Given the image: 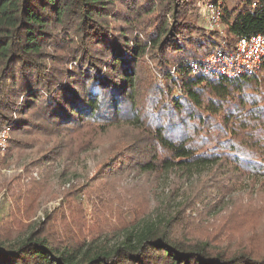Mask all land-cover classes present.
<instances>
[{
    "label": "trees",
    "instance_id": "obj_1",
    "mask_svg": "<svg viewBox=\"0 0 264 264\" xmlns=\"http://www.w3.org/2000/svg\"><path fill=\"white\" fill-rule=\"evenodd\" d=\"M198 1L0 0V129L11 128L8 150L33 129L105 131L124 122L133 136L92 181L64 192L81 201L107 181L92 201L123 217L114 232L109 224L90 236L89 222L63 212L59 230L55 211L23 222L19 215H34L45 184L0 172V192L9 187L15 204L8 214L0 209V264H264V194L214 219L187 211L212 204L231 168L264 177V61L238 78L192 66L241 36L264 34V0H210L221 2L225 30L199 22ZM105 165L113 169L105 173ZM66 169L78 173L70 162ZM116 170L182 173L185 198L171 205L156 194L150 207L139 189L112 180ZM117 189L120 199L104 197ZM115 234L122 240L111 244Z\"/></svg>",
    "mask_w": 264,
    "mask_h": 264
},
{
    "label": "rangeland",
    "instance_id": "obj_2",
    "mask_svg": "<svg viewBox=\"0 0 264 264\" xmlns=\"http://www.w3.org/2000/svg\"><path fill=\"white\" fill-rule=\"evenodd\" d=\"M208 1L210 0H199L197 2V7L199 6L198 13L200 14L199 22L203 26L207 25L202 9ZM218 28L225 30L222 25H219ZM226 36L227 34L224 31L218 33L216 38L219 43H222L226 41ZM98 129L89 125H84L80 129L62 130L58 133L52 130L33 129L19 134L22 143L18 147L11 148L10 151L7 149L5 153L0 154V172L20 174L23 184L33 180L40 182L39 184H45L42 190L43 196L39 198L40 202H36L32 206L34 215L30 218L25 215H19L23 222H39L44 219L46 213L55 211L56 224L59 230L62 229L60 227L62 223L60 212H63L67 220L70 221H74V219L79 217L84 218L91 224V229H93L88 231L90 236L97 234V230L100 227L108 228L109 224H113L109 227L111 232L123 227V217L119 218L118 213L111 215L115 209L114 206L102 205L101 207L93 208L92 199L105 188L107 185L105 182L107 181L97 182L90 186L89 190L84 193L86 195L84 200L74 201L75 199L64 196V192L71 189V187H79L81 189L89 181H92L102 163L109 161L110 155L117 149L133 144L130 128L124 122L110 125L105 131H99ZM134 135H138V131H135ZM56 146L60 149H54ZM46 154L51 156L47 158ZM69 162L73 168L78 169V173L66 169ZM105 166V173L113 169L108 165ZM116 172L117 176L113 177L112 180L114 179L120 187H123L128 182L126 187L131 190L139 189L140 197L149 200L148 206L150 207L156 205L153 200L156 194H159V198L164 203L171 205H176L177 202L185 198L182 195L184 190L182 185L184 182L186 183V178L181 179L179 177L182 173H173L172 176L167 178V175L163 174H138L134 171L130 173L127 171L123 174L119 170H116ZM176 174L178 177L175 176ZM197 178L201 177L197 175L193 180ZM226 178L228 180H221L226 184L222 191L223 193H213L217 196L219 195V199L215 196L212 204L210 202L198 203L195 210L190 208L187 210L188 213L204 210L205 212L208 211L207 218L214 219L217 214L219 217L223 214L227 215L233 208H236L235 204H242L241 202H247L248 200L250 203L256 204L264 197L262 196L260 199L254 198L259 194H264V177L246 176L245 174H240L237 169L231 168ZM11 192L9 187L0 192V209L4 208L7 214L10 209L15 208L13 203L14 196ZM171 192H173L172 195H170ZM105 193L104 197L112 193L113 196L120 199L123 191L117 189L111 192L105 191ZM96 198L94 203L97 202ZM65 199H69V202L63 203ZM115 203L119 204V201H115ZM193 213L194 215L196 214V212ZM3 221L9 222L12 228L17 227L14 219L7 220L5 218ZM110 240L111 244L119 243L122 240V236L115 234Z\"/></svg>",
    "mask_w": 264,
    "mask_h": 264
},
{
    "label": "built area",
    "instance_id": "obj_3",
    "mask_svg": "<svg viewBox=\"0 0 264 264\" xmlns=\"http://www.w3.org/2000/svg\"><path fill=\"white\" fill-rule=\"evenodd\" d=\"M206 25L218 28L222 16L221 2H206L202 9ZM264 61V34L257 33L241 36L231 49H217L204 59L193 62V71L210 73L214 78H238L252 75ZM11 138V128L5 126L0 129V154L7 151Z\"/></svg>",
    "mask_w": 264,
    "mask_h": 264
}]
</instances>
